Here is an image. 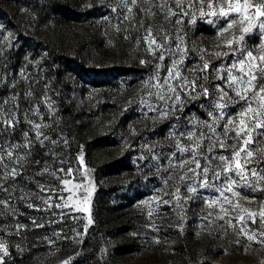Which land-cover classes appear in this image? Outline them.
<instances>
[{"label": "rangeland", "instance_id": "374dc122", "mask_svg": "<svg viewBox=\"0 0 264 264\" xmlns=\"http://www.w3.org/2000/svg\"><path fill=\"white\" fill-rule=\"evenodd\" d=\"M51 1L65 4L68 8H75L80 12L93 9L95 16L86 17L82 23L70 22L59 18L56 9L46 4L47 0H0V26H2L0 34L4 36L12 34V37L4 42L3 55L0 56V104H3L5 111L13 114L18 121L11 137L6 132L0 136V141L22 144L25 132H28L29 137L35 140V130L29 120L48 125L42 128L43 133L50 140L57 141L56 144L45 141L43 146L38 142L35 143L31 149L32 155L28 157L33 163L26 165V173L22 178L17 179L13 192L14 199L10 202L16 212L14 215L11 212L0 215V243H3L8 250V255L4 256V264H17L20 259L29 257L34 264H62V262L78 264L84 257V246L88 243L87 237H90L102 223L111 221L114 226L120 223L130 215V209H133L131 215L138 214L145 221L144 229L133 231V235L145 242L144 235L147 234L152 243H147L142 251L119 256V264H167L179 252L180 244L177 241L181 239V235L185 238L186 247L194 248L193 250L197 252L206 247L217 251L218 247L222 246L225 253L236 247L238 256L248 257V264L264 263V248L260 245L251 242V248L245 251L244 246L250 242L244 236L237 237L239 224L236 220H233V223L237 224L236 231H233L223 220L209 223L211 217L208 220L202 219L209 211H219V208L207 209L205 204L206 198L210 199L212 196L219 195L215 191L199 189L196 198L182 203L184 219H181L179 215L180 208H175V197L163 196L165 191L174 192L178 183L182 197L187 196L184 182H179V177L184 175L187 169L174 170L170 167V162L176 164L178 162L176 157L180 156L176 150V140L180 139L182 144L189 145L190 142L186 137H180V132L186 129L196 131V128L188 123L193 116L204 121L209 120V117L200 106L198 111L192 107L186 109L191 101L187 103L183 112L176 111L164 119H160L155 111L149 110V105L159 107L160 104L153 95H149V92L155 93L156 89L145 88L144 82L149 81L156 72L154 67L156 63L164 65L159 70L163 76L167 75L166 69L171 66L172 60L180 57L179 53L176 55L169 53L164 61H157L153 53L146 51L148 44L143 37L146 29L151 27L154 35L160 34L157 37L158 42L167 34L169 40L166 46L174 47L176 43H179L175 38L183 36L184 41L181 47L187 52V56L181 67L182 75L189 79L200 76L198 91L208 87L210 93L218 97L219 93L214 85L220 84L221 81L215 79L217 73L213 71V68L222 63L230 64L231 57L217 59L214 55H205V59L211 62L209 70L207 73L196 71L197 66L203 64L201 56L204 54L200 49H206L208 53L227 51L226 48L216 47V28L208 24L206 20L200 19H197L195 24H191L189 16L182 17V24L169 22L165 13L158 7L154 8L155 15L142 11V9H149L152 4H159L160 0H145L143 4L134 7L132 13L119 4L118 0ZM170 6L175 10L174 0ZM114 8L116 11H113ZM5 12L10 13L19 23V32L8 22ZM146 15L147 18H144ZM172 20L174 21L175 17ZM41 40L51 44L57 54L63 55L64 60L59 62L60 59H52V56H48V51L43 44H33L34 41L40 43ZM138 40L140 43H137ZM119 42L124 45L123 52L129 54L131 51L138 50L140 59L150 63L148 74L134 78L131 76L119 78L118 84L111 82L100 89V86L86 82L85 78L77 73L74 62L76 59L83 63L85 68H98L112 64L114 54L119 52ZM247 42L249 46L258 45L259 35L257 34L254 38L249 37ZM156 55H159V52ZM204 75L208 76V82L204 81ZM152 83L156 82L152 81ZM29 92L31 95H28ZM123 93L124 98H122ZM209 98L201 96L199 105L206 104ZM5 100L10 103L4 104ZM49 104L52 105L51 109L48 107ZM102 104L103 108L100 106ZM68 110L75 114L95 117L99 112L103 125L106 127L114 124L123 114L131 115L132 118L126 121L124 132H119L115 136L116 143L106 146L98 158L91 162L86 159L83 147L76 145L73 136L63 125V114ZM227 111L235 113L237 108H229ZM177 117L180 118L179 121ZM159 123H165L166 126L162 131H155L154 128ZM173 125L177 127L173 128ZM173 132L175 136L172 135ZM250 147L254 152L264 148V137H259L258 143ZM118 148L128 149L133 154L128 168L117 173H102L98 179V176L94 174L96 164L118 156ZM24 151L25 149H21V154ZM204 151L207 152L206 147ZM215 151L231 155V150L224 152L217 148ZM173 153H176V157H173ZM81 155L84 158L83 164L79 160ZM189 155L185 153L183 158L187 159ZM36 160L41 163L35 164ZM202 163L206 162L202 161ZM45 167L49 168V172L60 168L66 172L72 168L74 174L65 177L72 181L67 186L71 192L64 191L59 195L56 191L40 193L36 181L53 189L65 187L58 179L64 176V172L58 173L57 177L50 176L48 173L36 175ZM260 167H264V164ZM170 176L171 179H169ZM76 184L87 185L92 193L90 204L87 205L89 211H78L74 207L78 204L83 207L82 196L87 194L82 189H76L74 187ZM101 187L103 191L111 190L108 199L118 207L113 213L114 218L106 216L103 221L98 214V190ZM126 189L130 191L128 196H122ZM25 193L28 195L20 199ZM242 194L253 195L247 191ZM69 195L73 196V200L63 209L54 206L49 208L43 202L50 196L53 205L63 203ZM255 195L264 199L260 193ZM159 196L173 201V204L159 203L155 199ZM5 197V193H0V199ZM122 200L123 204L119 205ZM146 201L149 203H145ZM29 203L34 207H28ZM241 203L244 202L241 201ZM245 206L251 209L258 208V204H245ZM61 212L65 215H61ZM89 216L93 223L88 226L85 234V225ZM155 216L159 217V220L169 219L167 228L169 227L168 231L171 230L169 233L173 232L174 237L160 239L153 222H148V220L155 221ZM149 223L150 226H148ZM259 223V218L256 224H252L251 220L247 221L251 229H257ZM147 228L152 230L146 232ZM238 238L241 240L239 245L235 243ZM156 239L160 243H155ZM225 240L227 245L223 243ZM106 241L107 243H104L106 246H101V251L104 248L105 251L113 248L122 239L113 231L106 234ZM224 253L214 255L212 261L221 263L224 261L223 256L226 255ZM0 255L3 253L0 252Z\"/></svg>", "mask_w": 264, "mask_h": 264}, {"label": "snow or ice", "instance_id": "6c2138e0", "mask_svg": "<svg viewBox=\"0 0 264 264\" xmlns=\"http://www.w3.org/2000/svg\"><path fill=\"white\" fill-rule=\"evenodd\" d=\"M144 2L145 0H118V3L126 7L129 13H132L133 8L138 4ZM171 3L172 0H160L159 4H152L149 9H142V11L155 15L154 8L158 7L165 13L169 22L175 24H182L184 16L190 17L189 23L191 24H195L197 19L206 20L208 24L216 28V47L227 49V51L214 53L200 49L204 54L201 56L203 64L198 65L196 71L207 73L209 70L211 62L205 59V55H214L217 59L231 57V63H222L213 68V71L217 73L215 79L221 81L220 84L214 85L219 93L218 97L210 93L208 87H203L202 91H198L200 76L189 79L181 72L184 58L187 56V52L181 47L184 37L177 36L175 39L179 43H176L174 47L166 46L169 40L167 34L158 42L157 37L160 34L154 35L151 27L146 29V34L143 37V40L148 44L146 51L153 53L157 61H164L165 56L169 53L172 55L179 53L180 57L172 60L171 66L166 69L167 75L162 76L159 71L164 65L156 63L154 65L156 72L149 78V81L144 82L145 88L156 89L155 93L149 92V95H153L160 104L159 107L149 105V110L155 111L160 119H164L176 111L183 112L189 101L198 100L201 96L210 97L206 104L200 105L207 112L209 120H199L193 116L188 121L196 128V131L186 129L180 132V137H186L190 144L184 145L180 139H177L176 150L180 156L176 157V153H173V157H176L178 162L176 164L170 162V167L174 170L187 169L184 175L179 177V182H184L187 196L182 197L179 183L174 192L165 191L163 196L175 197V208H180L179 215L181 219H184L182 203L196 198L199 189L215 191L219 195L212 196L210 199L206 198L205 204L207 209L219 208V211H209L207 216L202 219L208 220L211 217L209 223L223 220L233 231H236L237 224L233 223V220H236L239 224V231L236 232L237 237L244 236L250 242L244 246L245 251L251 248V242L264 248V199L255 195L260 193L261 196H264V167H260L264 164V148H259L254 152L250 147L254 143H258L259 137H264V0H174L175 10L170 6ZM113 11L116 9L114 8ZM173 17H175L174 21ZM141 27H143V23H141ZM257 34L259 35V44L249 46L248 38H254ZM11 37V33L8 36L0 34V56L3 55L4 42ZM137 43L140 41L138 40ZM157 52L159 55H156ZM140 63L144 64L147 61L141 60ZM203 79L208 82L207 75H204ZM152 81L156 83H152ZM28 95L31 93L29 92ZM9 103L8 100L4 101V104ZM48 107L51 109L52 105L49 104ZM229 108H237V111L229 113L227 111ZM179 119L177 117L178 121ZM29 123L35 130V140L29 137L28 132H25L22 144L0 141V193L6 194L5 198L0 199V206H2L0 215L6 212H11L14 215L16 212L10 202L14 199L13 192L17 179L22 178L26 173V165L33 163L28 157L32 155L31 149L35 143L38 142L41 146L45 144V141H50L52 144L57 143L43 133L42 128H46L48 125L34 123L31 120ZM0 125H3L0 127V136L7 132L9 137L18 125L14 115L6 112L3 104H0ZM172 127L176 128L177 126L173 125ZM172 135L175 136V132ZM229 141L232 143L229 144ZM205 147L207 152L204 151ZM217 148L224 152L231 150V155L217 153L215 151ZM21 149H25L23 154L20 152ZM185 153L190 154L189 158H183ZM79 160L81 164L84 163L83 155L79 157ZM202 161L206 163H202ZM213 161H218V163L214 164ZM34 163L40 164L41 161L36 160ZM60 172H64V176L58 177L65 186L64 188L53 189L36 181L39 192L56 191L58 195L64 191L71 192L67 186L72 181L65 177L74 174L72 168L66 172L63 168L49 172V168L45 167L36 175L48 173L50 176L57 177ZM171 178L170 176L169 179ZM74 187L87 193L82 196L83 207L79 204L74 207L78 211H89L87 205L90 204L92 193L88 190V186L76 184ZM245 191L251 192L253 195L242 194ZM27 195L25 193L20 199H24ZM163 196L155 199L161 204H173V201L166 200ZM61 199H63L62 196ZM72 200L73 196L69 195L63 203L53 205L49 196L43 202L49 208L54 206L63 209L68 207ZM245 204H258V208L251 209ZM28 207L32 208L34 205L29 203ZM149 214L151 215V212ZM61 215H65V213L61 212ZM257 218L260 222L259 227L251 229L247 221L251 220L252 224H256ZM92 223L89 216L85 225V234L88 226ZM38 226L43 227V225ZM180 228L183 229L182 224ZM78 235L81 234L78 233ZM154 242L160 243L158 239ZM235 243L239 245L241 240L238 238ZM0 252L3 253L0 255V264H4V256L8 255V250L3 243H0ZM62 264H68V262H62Z\"/></svg>", "mask_w": 264, "mask_h": 264}, {"label": "trees", "instance_id": "16d2710c", "mask_svg": "<svg viewBox=\"0 0 264 264\" xmlns=\"http://www.w3.org/2000/svg\"><path fill=\"white\" fill-rule=\"evenodd\" d=\"M46 4L56 9V14L59 18L66 19L70 22L82 23L86 17L90 18L91 16H95L93 9H86L85 11L80 12L75 8L71 9L65 4L55 3L51 0H47ZM5 14L8 22H10V24L16 28V31L19 32V23L14 20L10 13L5 12ZM144 18H147V15ZM33 44H43L44 48L48 51V56H52V59H60L59 62L64 60L63 55L57 54L54 51L52 45L47 43L45 40H41L40 43L38 41H34ZM123 46L124 45L122 42H119V52L114 54V56L112 55L114 61L112 64L98 68H85L84 64L76 59L74 60L75 70L80 76L85 78L84 80L86 82L94 86H100V89L104 88V85L106 86L111 82H113L112 84H118L119 78H125L127 76L134 78L136 76L138 77L148 74L150 71V63H140V52L135 50L131 51L129 54H126L125 51L123 52ZM122 98H124V93ZM199 104L200 99L191 101L189 103V107H186V109L192 107L195 111H198L200 108ZM100 106L103 108V104ZM130 116L131 115L123 114L118 120L115 121L114 124L106 127L103 125L102 116L99 112L95 117L94 115H81L80 113L75 114L73 111L68 110L67 113L63 114V125L65 126L66 131L73 136L76 145L83 147L86 159L94 162L93 160L98 158L106 146L114 145L116 143L115 136H117L119 132H122L126 129V121L132 118ZM165 126V123H159L154 128V130L162 131ZM122 149L123 148L117 149V151L119 150L118 156H114L113 158L103 161L100 164H96L94 174L95 176H98V179L100 177L99 175L102 173H117L125 168H128L130 164V158L133 154L128 149ZM98 191V214L100 219L103 221L105 220L104 217L106 216L111 218L114 211L118 207L115 204H112L108 199L109 195L111 194V190L103 191V187H101ZM129 192L130 191L126 189L122 196H128ZM122 199H124V197ZM122 202L123 200L121 203H119V205H122ZM132 210L133 209H130V215L126 217V219L122 220L120 223H117L115 226L111 221H107V223H102L99 225L95 232L91 234L90 237H87L88 243H86L87 246H84V257L78 262V264H119V256L125 253L142 251L143 247H145L147 243L151 244L152 241L149 239L147 234L144 235L145 242L140 241L139 238H136V236L133 235V231L137 232L144 229L143 222L145 221L139 217L138 214L132 213L131 215V212H133ZM157 216H155V221L148 220V222H153L156 234L159 235L160 239L163 240L165 237L170 239L169 236L174 237L173 232L172 234L169 233L171 230L168 231L169 227L167 228L169 219L159 220V217ZM112 218H114V216ZM148 226H150V223ZM148 228L146 229V232L152 230L151 228V230ZM113 231L117 233V236L120 235L122 241L115 244L113 248H108L106 251L104 248V250L101 251V246L107 243L106 234ZM177 242L180 244V246H178L179 252L167 264H248V257L244 256V258H241L238 256V248L236 247H234L232 250H229V252H225L226 255L223 256L224 261L221 263H214L212 261L213 256L224 253V247H218L217 251L206 247L202 251L197 252L193 250L194 248L189 249L186 247L187 245H185V238L182 235L181 239H179ZM225 242H227V240H225L223 243ZM225 244L227 245V243ZM103 257L104 259H102ZM30 259L31 257L27 259L22 258L17 264H34Z\"/></svg>", "mask_w": 264, "mask_h": 264}]
</instances>
